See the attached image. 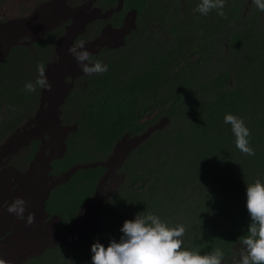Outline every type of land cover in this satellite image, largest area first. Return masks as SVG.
<instances>
[{
  "label": "rangeland",
  "instance_id": "rangeland-1",
  "mask_svg": "<svg viewBox=\"0 0 264 264\" xmlns=\"http://www.w3.org/2000/svg\"><path fill=\"white\" fill-rule=\"evenodd\" d=\"M200 2L125 0L119 16L90 26L122 29L126 15L138 11L125 45L93 57L108 71L83 78L81 92H72L62 106L65 130L52 123L40 133L50 140L42 145L45 157L29 160L27 167L8 162L29 175L23 189L7 199L10 205L22 198L26 212L23 219L9 213L0 228V259L6 264H91L93 243L118 242L124 222L138 213L155 214L169 227L183 224L188 250L203 255L220 248L222 264L240 259L239 238L250 223L247 184L264 182V12L252 0H225L224 17L215 10L205 16L195 11ZM33 3L0 0V19L31 15ZM102 5L107 12L118 0ZM30 64L18 54L0 62V145L39 110L44 88L25 91V84L37 79ZM227 113L250 129L255 156L236 148L231 125L224 123ZM75 127L65 139L64 155L49 161L52 151H62L63 132ZM91 161H107L110 170L120 164L115 183L125 175L98 213L96 204L110 188L91 189L85 180L91 169H79L51 190L47 218L42 206H32L37 192L42 202L50 184L48 165L52 175L66 178ZM87 190H95L94 197L84 201ZM28 213L35 214L31 226Z\"/></svg>",
  "mask_w": 264,
  "mask_h": 264
},
{
  "label": "bare ground",
  "instance_id": "bare-ground-1",
  "mask_svg": "<svg viewBox=\"0 0 264 264\" xmlns=\"http://www.w3.org/2000/svg\"><path fill=\"white\" fill-rule=\"evenodd\" d=\"M102 3L103 0H34V3L30 6L31 15H29V12H18L11 18L3 15L0 19V62L14 54H18L24 61L26 59L31 62L30 65L34 68V77L36 78L38 76L37 65L42 63L48 82L50 84L55 83L53 86L55 85L57 88L54 91L43 89L36 118L30 120L23 128L14 131L15 133L13 132L5 140L6 142L0 145V228L5 226L9 216L7 211L9 206L7 203L8 197H12L14 193L23 189V187L21 188V182L23 185L27 183L29 175L27 171L15 169L14 165L9 167L8 162L14 159L18 166L22 164V166L27 167L29 160L32 163L40 155L45 157V154L41 152L42 145L50 144V140L46 136L40 137V133L45 129H50L52 123L57 125L59 129L65 130L66 126L63 125L61 120L62 106L72 92H81L84 83L83 78L89 77V75L83 73L80 65L68 49L73 43L83 41L85 48L91 52L93 59L104 48L117 49L123 47L127 36H130L136 29L137 10H131L126 15L122 29L113 28L110 23L106 27H103L102 23L100 27L96 28L98 30L91 28L90 26L97 22L107 21L114 16H119L123 12L125 0H118L117 7L107 12H103ZM80 19L83 20L81 25L79 24ZM118 21H120V17L117 18L116 22ZM84 85L86 87V84ZM52 98H56L58 101L52 103L50 101ZM49 102L55 106L50 108ZM43 113L48 115L54 113L55 115H52L51 118L50 116H44ZM76 127L74 129L70 128V130L66 129V132H63L62 151L58 155L52 151L48 156L49 161L53 157L64 155L67 150L65 139L68 137L69 132L77 129ZM127 153L128 151L124 153L123 157ZM119 165H114L115 168L113 166V169L110 170L107 161H91L79 164L71 169L66 178L52 175V168L48 165L45 178L50 184L42 198V202H39V192H37L32 206H42L44 218H47L48 215L45 213L44 208L51 190L59 184L68 182L79 169H91V172L85 176V180L90 183L91 187L95 184L96 192L101 187L104 189V186L107 189L110 188L107 195H101L100 200L96 201L98 213L100 206L114 191L118 190V187L125 180V175H123L117 183L114 182L118 177L116 170ZM100 167H105V171L99 170ZM36 172L38 173V171ZM33 181L37 186L39 185L38 174ZM46 181L45 183H47ZM89 187L87 186V188ZM95 190L92 193L87 190L84 201L93 198Z\"/></svg>",
  "mask_w": 264,
  "mask_h": 264
},
{
  "label": "clouds",
  "instance_id": "clouds-1",
  "mask_svg": "<svg viewBox=\"0 0 264 264\" xmlns=\"http://www.w3.org/2000/svg\"><path fill=\"white\" fill-rule=\"evenodd\" d=\"M256 7L264 12V0H252ZM225 0H201L195 11L208 15L215 10L224 17ZM86 75H100L108 71V66L101 61H93L92 54L85 48L83 41H77L68 49ZM87 62V63H85ZM38 76L35 82L25 84L26 92H35L37 86L51 90V84L45 74L44 65H37ZM224 123L231 125L236 148L246 156H255L250 145L251 131L244 120L227 113ZM246 207L250 223L245 235L239 238L242 244L240 259L234 264H264V182L259 178L247 184ZM8 213L23 219L26 212V201L16 198L7 208ZM35 223V214L28 213L26 224ZM123 233L120 240H111L105 247L99 241L91 246V264H222L225 254L222 249L214 248L201 255L198 251L183 247L186 228L183 224L169 227L155 214L138 213L135 219L126 220L120 229ZM0 264H6L0 259Z\"/></svg>",
  "mask_w": 264,
  "mask_h": 264
}]
</instances>
